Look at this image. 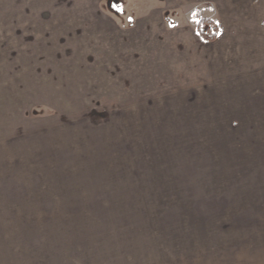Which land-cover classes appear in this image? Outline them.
<instances>
[{
  "label": "crops",
  "instance_id": "0c3cea01",
  "mask_svg": "<svg viewBox=\"0 0 264 264\" xmlns=\"http://www.w3.org/2000/svg\"><path fill=\"white\" fill-rule=\"evenodd\" d=\"M162 1L163 8H149L127 25L121 11L110 10L112 0H0V244L28 236L15 230L28 228L16 212L113 210L115 205L47 203L46 180L61 178L48 174L62 170L65 157L80 147V127L87 139H95L87 129L100 127L88 126L87 115L102 112L89 107L87 89L79 88L84 81L100 91L96 102L107 117L101 124L118 133L124 150L130 132L168 131L155 126L168 115L162 108L178 107L171 104L176 100L185 109L179 114L198 117L190 131L205 130L204 114L214 115L215 125L225 116L227 131L238 133L242 146L264 147V0ZM179 5L190 13L175 24L167 9ZM197 11L215 21L213 41L197 34ZM46 68L53 69V79L40 71L32 75V69ZM251 172L233 174L247 182L237 184L229 203L254 205L250 196H264V172ZM39 222L40 229L61 227L57 220ZM244 237L238 249L231 241L232 264H264V235L262 257ZM26 256L18 264H36ZM0 264H16L14 254L0 253Z\"/></svg>",
  "mask_w": 264,
  "mask_h": 264
},
{
  "label": "rangeland",
  "instance_id": "374dc122",
  "mask_svg": "<svg viewBox=\"0 0 264 264\" xmlns=\"http://www.w3.org/2000/svg\"><path fill=\"white\" fill-rule=\"evenodd\" d=\"M162 2L112 0L110 10L121 11L128 25L149 8H163ZM189 8L167 9V19L175 24L185 22ZM197 12L195 22L205 17ZM39 71L45 79H53L52 68L32 69V75ZM81 86L87 89L89 107L102 112L89 113L88 126L98 122L100 127L86 128L87 136H95L87 139L79 126L80 147L65 157L69 162L64 161L62 170L48 174L61 178L46 180L47 203L115 206L112 211L16 212L15 219H26L28 228L15 230H27L28 236L17 234L12 242L0 244V253L12 252L16 264L24 262L26 255L36 264H232L228 256L231 241L235 239L238 249L248 235L254 241L249 249L262 257L264 196H250L256 200L254 205L229 200L237 184L247 182L233 179L234 173L264 172V147L242 146L236 139L238 133L227 131L230 125L225 116L215 125L214 115L204 114L201 127L205 130L190 131L199 125L198 117L179 114L185 109L176 100L171 104L178 107L162 108L166 113L169 110L168 115L158 117L161 122L155 126L168 131L130 132L132 138L127 133L124 150L118 147V133L108 122L101 124L107 117L96 102L100 91L90 90L86 81L79 86L83 92ZM221 126L222 131L210 129ZM41 220L47 225L60 221L61 227L43 225L40 229Z\"/></svg>",
  "mask_w": 264,
  "mask_h": 264
},
{
  "label": "trees",
  "instance_id": "16d2710c",
  "mask_svg": "<svg viewBox=\"0 0 264 264\" xmlns=\"http://www.w3.org/2000/svg\"><path fill=\"white\" fill-rule=\"evenodd\" d=\"M195 29L199 37L206 42L213 41L217 35V26L215 21L206 18L200 17L196 20Z\"/></svg>",
  "mask_w": 264,
  "mask_h": 264
}]
</instances>
